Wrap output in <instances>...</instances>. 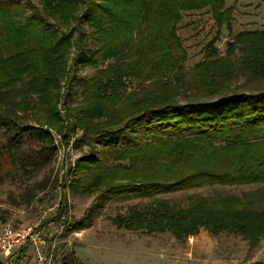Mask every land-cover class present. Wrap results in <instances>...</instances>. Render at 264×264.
I'll return each instance as SVG.
<instances>
[{"label": "trees", "instance_id": "1", "mask_svg": "<svg viewBox=\"0 0 264 264\" xmlns=\"http://www.w3.org/2000/svg\"><path fill=\"white\" fill-rule=\"evenodd\" d=\"M39 1L42 12L31 0H0V130L13 135L14 143L24 136L48 154L54 149L51 130L64 145L70 139V123H61L57 104L73 44L59 24L68 27L71 20L77 21L78 48L92 40V48L76 55L75 66L113 61L84 81V105L72 111L73 128L86 129L81 140L87 141L89 150L75 161L73 179L53 177L63 194L67 188L82 194L99 192L96 202L204 184H264V89L244 93L229 86L239 69L264 81V30L240 33L229 45L230 52L240 54L235 64L225 59L224 66L213 68L219 61L214 59L198 66L195 93L179 103L178 88L171 81L178 80L185 55L175 35L180 13L209 8L215 23L228 27L231 8H225V0ZM71 70L67 96L75 80V67ZM131 78L158 83L141 97L120 96L123 79ZM115 108L120 114L111 122L92 124L109 118ZM95 144H101L107 161L124 164L107 165L95 158ZM3 176L0 169V179ZM253 193L213 200L194 195L186 206L154 199L111 222L143 229L147 235L169 232L178 240L204 227L214 236L240 235L253 249L264 239V208L256 209L262 198L260 192ZM63 200L39 227L52 223L65 237L86 229L91 220L87 215L70 219ZM23 249L12 264L22 261Z\"/></svg>", "mask_w": 264, "mask_h": 264}, {"label": "rangeland", "instance_id": "2", "mask_svg": "<svg viewBox=\"0 0 264 264\" xmlns=\"http://www.w3.org/2000/svg\"><path fill=\"white\" fill-rule=\"evenodd\" d=\"M31 4L39 12L43 11L39 0H31ZM225 8H231L228 27H220L215 23L209 8L180 13L175 35L185 55L178 80L171 79V85L178 88L176 100L179 103L186 102L195 93L193 81L198 66L214 59L219 61L215 62L213 68L225 59L235 64L240 54L230 52L229 45L240 33L264 30V4L260 0H225ZM75 15L79 17L80 10ZM50 22L52 23L51 20ZM76 22L71 20L68 27L60 24L58 26L61 30L69 32L73 44L67 53L68 73L60 83V99L57 104L61 123L64 126L70 123V139L64 145L60 137L51 130L54 149L47 154L42 147L26 137L21 136L18 142L14 143L13 135H5L0 130V169L4 175L0 179V229L5 225H39L42 220L54 215L57 203L63 199L70 219L78 220L87 215L91 224L86 229L74 231L65 237H62L63 229L52 223L39 227L45 242L40 259L36 258L33 247L27 245L23 249V259L19 264H264V239L259 240L258 244L250 249L248 241L240 235L222 233L214 236L204 227H198L194 234L178 240L169 232L147 235L143 229L129 230L117 227L111 222V219L118 215L124 216L132 208L144 207L154 199L186 206L187 198L194 195L213 200L220 196L241 197L258 191L262 199L256 209H263L264 184H204L174 192L121 195L95 202L99 192L82 194L67 188L63 194L58 187L60 183L53 182L55 175L73 179L75 161L89 150L87 141L81 140L82 131L86 129L73 128V120L71 121L72 111L84 105L81 97L84 81L89 80L97 70L105 68L108 63H113L109 60L103 66L96 61V65L92 66L77 62L75 66L76 55L81 52L85 54V49L92 48L91 38L84 40L81 48L76 45L79 34ZM83 32L87 33L88 29L84 27ZM222 66L224 63H221L220 67ZM74 67L75 80L72 83V92L67 96L65 84L72 77L71 68L74 72ZM250 73L252 71L248 69H239L229 83L230 89L244 93H255L264 89V81L251 79ZM123 81L118 91L122 97L129 94L141 97L155 89V83H158L154 79L137 78ZM112 110L109 118L96 119L92 124L105 126L107 119L111 122L120 114L118 108ZM109 144L114 149V143ZM94 148L93 156L101 159L103 163L124 164L107 161L101 144H95ZM18 251L14 250L10 257L0 259V264H12Z\"/></svg>", "mask_w": 264, "mask_h": 264}, {"label": "built area", "instance_id": "3", "mask_svg": "<svg viewBox=\"0 0 264 264\" xmlns=\"http://www.w3.org/2000/svg\"><path fill=\"white\" fill-rule=\"evenodd\" d=\"M39 225L35 226H10L5 225L0 229V259L11 256L14 250H19L31 245L37 259L45 246Z\"/></svg>", "mask_w": 264, "mask_h": 264}]
</instances>
